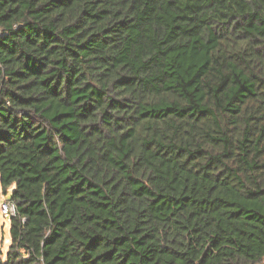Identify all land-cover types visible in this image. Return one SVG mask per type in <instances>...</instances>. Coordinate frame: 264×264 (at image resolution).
Returning <instances> with one entry per match:
<instances>
[{"label":"trees","instance_id":"1","mask_svg":"<svg viewBox=\"0 0 264 264\" xmlns=\"http://www.w3.org/2000/svg\"><path fill=\"white\" fill-rule=\"evenodd\" d=\"M0 264H264V0H0Z\"/></svg>","mask_w":264,"mask_h":264},{"label":"rangeland","instance_id":"2","mask_svg":"<svg viewBox=\"0 0 264 264\" xmlns=\"http://www.w3.org/2000/svg\"><path fill=\"white\" fill-rule=\"evenodd\" d=\"M11 187L8 188L7 193H3L0 187V206L1 204L9 199L11 194ZM9 226H10V218L3 217L0 214V257L2 259L5 258V254L9 244Z\"/></svg>","mask_w":264,"mask_h":264},{"label":"built area","instance_id":"3","mask_svg":"<svg viewBox=\"0 0 264 264\" xmlns=\"http://www.w3.org/2000/svg\"><path fill=\"white\" fill-rule=\"evenodd\" d=\"M0 32H1V29H0ZM0 214L3 217H9V218L14 216L16 214L15 203L10 199L5 200L0 206Z\"/></svg>","mask_w":264,"mask_h":264}]
</instances>
